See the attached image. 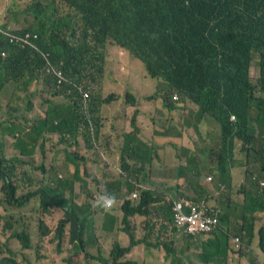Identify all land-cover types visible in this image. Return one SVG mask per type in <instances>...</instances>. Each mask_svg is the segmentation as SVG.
I'll return each mask as SVG.
<instances>
[{
    "label": "trees",
    "instance_id": "1",
    "mask_svg": "<svg viewBox=\"0 0 264 264\" xmlns=\"http://www.w3.org/2000/svg\"><path fill=\"white\" fill-rule=\"evenodd\" d=\"M26 31L39 34L33 44L10 41L12 35ZM134 60L138 65L143 62L147 79L156 80L157 89L148 99L161 97L165 116L182 112L180 118L184 117L182 110L188 109L187 100L198 107L184 117V122L180 119L177 123L189 129L190 140L168 122L157 132L169 137L166 139H170L174 156L188 164L177 167L175 181H158L151 175L155 160L161 159L158 150H166L168 142L156 143L138 134V104L148 92L142 91L145 85L141 78L134 75L133 85L126 78H118L122 92L106 82L117 62ZM46 62L62 69L75 83L71 85L72 92L57 89L55 81L44 72ZM254 65L260 71L256 81L251 77ZM41 77L49 80L54 95H64V104L54 105L28 128L20 120L21 112L26 119L25 108H32V101L26 98L36 93L29 89ZM146 86L153 89L150 80ZM0 96L6 102L0 124V131L4 127L0 134V205L22 207L38 198L41 236L54 233L58 248L67 242L75 256L84 257L82 263L71 256L56 257L52 264H140L126 257L138 244L131 231L138 218L139 224H155L151 233L159 227L160 233L169 237L161 245L151 246L165 249L167 257H176L173 239L179 232L173 206L179 199L185 201L186 207L203 199H219L218 226L201 235L207 237L221 229L227 233L223 246L209 239L208 248H218L224 254L231 245L232 231L237 251L242 249L243 240L246 245L252 240V226L245 224L253 223L247 214L264 210V186L260 184L264 179V0H0ZM110 103L115 110L111 118L106 110ZM129 107L135 109L132 115ZM232 115L236 120L231 119ZM39 119L42 121L37 122ZM126 124L133 130H127ZM216 126L221 130L219 148L213 138L208 140ZM52 132L60 134L61 143L72 146L80 143V137L92 147L100 138V143L115 138L120 153L116 173L99 168L101 180L72 167L74 173L66 177L55 172L51 178L47 170L43 178L31 179L25 168L29 162L23 156H32L40 142L46 141L47 133ZM192 133H198L199 138ZM9 139L20 155L7 157L5 145ZM199 140L205 142L201 148ZM238 142L245 162L252 158L259 166L257 171L246 173L248 183L240 199L232 197L229 175ZM74 158L81 156L66 149L65 164ZM204 164L209 173L219 171L222 182L217 185L226 184V189L217 187L221 195L201 179ZM91 184L99 186L104 197L120 200L121 216L114 214L113 208L106 209L104 228L130 235L129 245L115 241L109 256L103 246L97 251L87 248L86 238L95 233V208L89 202L95 190ZM134 192L138 198L133 197ZM57 215V226L51 229L44 218ZM228 224L233 227H226ZM12 226L9 220L7 227ZM259 237L258 247L264 252V226ZM10 238L18 239L24 250L33 248L31 233L24 225ZM41 244L42 240L38 249ZM37 258L42 261L39 264H44L51 254L42 252ZM171 259L172 264H181ZM0 264H21L8 239L0 238Z\"/></svg>",
    "mask_w": 264,
    "mask_h": 264
},
{
    "label": "crops",
    "instance_id": "2",
    "mask_svg": "<svg viewBox=\"0 0 264 264\" xmlns=\"http://www.w3.org/2000/svg\"><path fill=\"white\" fill-rule=\"evenodd\" d=\"M254 73H256V76H254ZM251 74L252 77L257 79L256 77L259 76V71L258 68L253 66L251 68ZM33 89H38V92L44 96H51L50 93H48L47 90L52 89L43 78H40L39 80L35 81L33 85L30 87L29 92ZM37 92V93H38ZM36 93V94H37ZM20 94L23 96L24 93L20 92ZM52 97H60L56 98V100H62L63 97L61 95H55ZM49 99H46L45 101H40L36 103L35 101L32 100V108L27 109L25 108V116L26 119L22 116L23 112H21V117L20 120L21 122L28 126V128L32 127L35 122L37 117L39 116H44L46 113H48L50 110H48V101ZM0 104L2 107L0 108V124L3 123V113L6 111V102L5 100L0 96ZM186 104L188 107L190 106L192 110L197 109V105L194 104L191 101H186ZM24 106V103H22ZM183 111V110H182ZM164 113L163 120L165 122H168L172 127L175 128L177 126V123L180 121L184 122V117L180 118L178 121H175V116L179 115L181 117V113L175 112L174 116L171 114H167L165 116V111H161ZM162 115V114H161ZM113 115H109V118H111ZM170 117V119L168 118ZM42 121V119L37 120V122ZM153 122V121H152ZM155 123V122H154ZM157 124V123H155ZM164 123H163V129H164ZM4 128V127H3ZM3 128L0 131V134L3 130ZM127 130H132L133 128L131 127L130 124H126ZM140 128V126H139ZM162 129V130H163ZM177 129H180L184 132V135L187 140H190L187 138L189 129L182 128L181 126H177ZM220 130L218 126H216L212 133L208 135V140L209 139H215L217 138L219 142V134L218 136L215 135L216 130ZM218 130V131H219ZM141 129L139 130V132ZM187 131V132H186ZM138 132V134H139ZM155 132V131H154ZM159 132V130L156 131V133ZM158 134V133H157ZM47 139L45 142H40L39 146L36 148V152L32 156H23V158L28 161L25 165V168L29 171L31 179H41L43 178V173H45L47 170L51 171V178L55 176V172L58 173L60 176L63 174L65 177L67 175L66 169L65 168H57L58 164H62L65 166V159H66V148L67 144L61 143L60 141V134L58 132H52V133H47L46 135ZM162 136V135H161ZM164 138H169L166 136H162ZM102 138L99 139V142L92 147L90 144H87L86 140L83 137H80V143L78 145H74L73 148H75V151H81L80 156L83 162L87 160V168H85L81 173H84L86 170L88 173H90L92 176H97L100 178V172H98L99 168H104L102 165V160L103 157L99 155V151L103 152L106 156L110 157L114 154H117L116 158L113 159H107V162L110 163L114 173H116L117 165L116 161L118 159V164H119V157L120 153L118 151V142L115 141V138H110V139H103L106 141V143H100ZM113 141V142H112ZM111 142V143H110ZM101 144V145H99ZM205 142H202L200 145H204ZM207 144V143H206ZM168 146V144H167ZM201 146V147H202ZM241 146V142L237 143V149L235 150V155L233 154L231 158V162L229 164V175L231 176L230 179V185L232 189V197L233 198H241L244 197L245 195L241 194L245 187L244 184L248 183V177L246 173H252L254 171H257L259 169V166L255 165L252 159H249L245 162V154L244 153H239V148ZM161 148V147H159ZM166 150L161 151L159 149V154L161 159H156L154 162V166L151 170V175L154 180L158 181H163V180H176V173H177V167L183 168L185 166H188L186 162H181L177 158L174 157L172 153V149L170 146L165 148ZM5 151L7 154V157H12V156H18L20 155V151L15 147V144L12 143V140L9 139V141L5 145ZM102 155V154H101ZM243 159V161H242ZM32 160V161H30ZM97 163L99 164L96 169L93 168L92 163ZM181 162V163H180ZM86 166V163H84ZM215 162L212 164V168H215L214 166ZM30 166V167H29ZM41 166H44L45 168L42 169ZM56 167V171H55ZM107 169V168H106ZM160 171L165 172L167 175H160ZM187 172V171H186ZM219 171L216 169L213 173H209V170L207 169V164H204V168L201 172V179L210 183L211 186L217 191L218 188H225L226 189V184L222 183L217 185L218 181L222 182L221 178L218 177ZM63 176V177H64ZM212 176V181H207V177ZM103 178H101L102 180ZM93 187L95 190L94 197L89 200V202L94 204L95 208V215H94V220L93 224L95 226V239L97 240V248L102 245H106V243L109 241V239H113L114 241H119L122 245H125V243L128 242V234L124 231H119L117 229H106L104 228L105 226V212L107 211L103 207V204L101 203V192H99V186L94 187L92 184L90 185ZM100 186L103 187L102 182L100 183ZM221 195V194H220ZM104 200V199H103ZM120 201V200H119ZM120 210L117 208L114 209V214L119 215ZM249 215V221L253 224H245L248 227H251L250 230H252L253 237L252 240L248 242L246 245L245 241L243 240V247L240 250L235 249V245L233 244V240L236 236H234V231L233 233L230 234V243L231 245L228 246L225 249V253L221 254L218 252V248L215 251L216 255H212L211 262L206 258V253L205 251H196L195 255V250L198 248V246L195 247H189L192 246L189 242V239H193L199 243L200 245H203L204 242L210 240H218L221 245L223 246L224 242V234L227 233L226 231H223L221 229L220 231L215 232L214 234L207 236V237H192V236H181L177 235L174 237V247H175V255H177L181 259V264H264V252L261 251L258 247V242H259V230L261 227L264 226V210L260 211H255L254 213H248ZM251 215L255 216L252 217ZM99 219V220H98ZM155 224H137L136 227H133V231L136 234V239L139 241L138 245H135L132 250L127 254L128 259L136 260V261H149L151 264L154 262V258L152 254H155L158 258H161V260H170L172 262V259L170 256H166V250L159 249V248H154L153 245L151 244H157L162 241H166L169 237L168 235L161 234L159 231V227L154 229V232L151 233L150 231L154 227ZM238 227H240V224H237ZM226 227H233V224H228ZM209 237V238H208ZM176 244H182L184 248L186 249L185 253L180 254V250L177 249ZM89 246L87 245V248ZM195 248V249H192ZM202 252V256H198ZM52 257V256H51Z\"/></svg>",
    "mask_w": 264,
    "mask_h": 264
},
{
    "label": "rangeland",
    "instance_id": "3",
    "mask_svg": "<svg viewBox=\"0 0 264 264\" xmlns=\"http://www.w3.org/2000/svg\"><path fill=\"white\" fill-rule=\"evenodd\" d=\"M135 62H137V61L134 60V61H128V62H117V64L114 66V68L113 67L111 68V75L106 82L108 84H110L112 89L116 90L117 92H122L123 87H122V85H120V82L117 80L118 78H120V79L126 78V80H128L130 82V84L133 85V84H135L134 75L137 77H140L142 86L145 85V88H143L142 91H145V92L148 91V92L145 94V96L141 99V101L138 104V108L140 109V114L138 115L136 122H137V125H139L140 129H141V131L139 132V136L142 139H146V140L155 139L156 143L168 142V146L171 147V145L169 144L170 139H166V138H164L161 135L156 133L157 130H162L163 129V123H166L165 120H163L164 113L161 112V111H163L162 104H161L162 99H161V97H159L157 100L148 99V96H150L157 89L156 88L157 87L156 80L151 79L149 76H148L149 78L147 79V75H145L146 70H145V66H144L143 62L138 61L141 65H138ZM120 68H122V70ZM254 76H256V73H254ZM256 78L258 79V77H256ZM252 79L255 80L254 77H252ZM148 80L151 81V83L153 85V89L149 90V87L146 86V82ZM150 87H152V86L150 85ZM31 91L37 93L38 89H33ZM47 91H48V93H50L51 96H44V95L40 94L39 92L37 94L36 93H30V94L27 93L29 95L27 96L26 99L27 100L30 99L31 101L33 100L36 103H38L40 101H45L46 99H49L47 101L48 106H49L48 109H52V107L54 105L64 104V102L62 100H56V98L58 99L60 97H52V96H55L54 95V91H55L54 89H50ZM176 99H177V97H174V100H176ZM113 107H114V105L110 103V106L107 107V109H106L107 112H110L111 115H113L115 113L114 112L115 110ZM187 107H188V105H187ZM134 110H135L134 107H129L128 113L130 115H132ZM191 110L192 109L190 106L188 107L187 110H183V116L186 118L189 117ZM168 118L170 119L169 116H168ZM179 119H180V116L176 115L175 121H178ZM154 122L157 124H155ZM175 130H177V126H175ZM218 130L215 131V135L218 136V134H219V142H218L217 138L214 139L216 148H219L221 146V141H222L221 130H219V131ZM192 136L199 138L198 133H192ZM187 138H189V137L187 136ZM102 143H106V141L102 140ZM201 143H202L201 140H199V148H201V146H202V145H200ZM73 146H72V144L67 145L66 149H69L70 151L76 150L75 148H73ZM171 149H172V153L174 155L173 148L171 147ZM161 151H163V148L161 149ZM158 152H159V150H158ZM78 153H81V151H78ZM101 154L103 157V160H102L103 167L109 169L110 171H112L114 173L110 163L107 162V159L116 158L117 154H114L110 157L106 156L103 152H101ZM175 158H177V157H175ZM179 161H181V160H179ZM84 163H86V166H84L85 165ZM87 163H88L87 160H85L83 162V160H81V159L74 158V159H72V161L70 160L68 165L63 166L62 164H58L57 168H65L66 172L68 174H73L74 172L72 173V171H71L72 167H76V169L81 168V172H82L85 168H87ZM98 165L99 164H97L95 162L92 163V166L94 169H96V167H98ZM116 165H117V168H115V169H118V165H119L118 159L116 161ZM55 169H56V167H55ZM159 174L160 175H167L163 171H160ZM117 175L121 176L120 174H117ZM61 176H64V175L62 174ZM99 176H100V178H103V176L101 174ZM194 180L195 179H193V181ZM0 187H1V182H0ZM161 191L165 192V190H162V189H161ZM101 196L104 199V206L105 207L107 206L108 209L109 208L115 209L118 207V209L120 210V208H119L120 202L114 201L111 199L112 204L107 205L108 202L106 200L109 196L104 197L102 194H101ZM177 201H184V200L179 199ZM211 203L217 205L221 209V207L216 202L214 203L211 201ZM39 205H40V203H39L38 198L31 200L28 204H26L25 206H22V207L9 208L6 204L0 205V214H2V217H0V238L2 240H7V239L9 240L11 248L16 252V258L18 259V261L21 264H39V263H42V261L37 258V255L41 254L42 252L43 253L47 252V253L51 254L52 257L50 259H48L47 261H45L44 264H52L53 258H56V257L62 258L64 256H71L75 262H81V263L84 262V257L83 256H75L73 254L71 246L68 245L67 242H64L63 245L59 247L60 248L59 249L57 246L59 243V240L53 241L54 233L49 234V236H46V237L41 236V233L39 230V224H40ZM121 214H122V211L120 210L119 215L121 216ZM9 220H11L13 222V226L11 228L7 227ZM140 220H141L140 218L136 219L137 224H139ZM58 221H59L58 215L54 218H51L49 216H46L44 218L45 224L47 226H49L51 229L56 228ZM22 224L29 229V232L31 233V237H32L33 248H29L27 250H24L22 248V245L18 239L10 238L12 233H14L16 230H21L23 228ZM198 237H201V236L198 235ZM41 240H42L43 244H41L39 249H38L37 244ZM213 241H215V240H213ZM86 242H87V245L90 246L92 250H94V251L98 250L97 244H96L97 240L95 239L94 233H92L89 237L86 238ZM129 242H128V244H129ZM189 242L194 247L198 246V248L195 250V255H197L196 251H199V250L207 252V257L210 259H212L211 258L212 255L213 256L216 255L215 251H214V250H216V248L215 247H212L211 249L208 248V246H209L208 241L203 243V245H200L193 238V239H189ZM113 243H116V242L113 239H109V241L106 243V245H102L105 254H107L106 256L110 255L109 253L112 249ZM176 246H177V249L181 251L180 254L185 253V251H186V249L184 248L185 244L184 245L176 244ZM192 249H195V248H192ZM152 256L154 258V262L152 264H172V262L170 260H161V258H158L155 254H152ZM198 256L201 257L202 252ZM171 257L173 259H176L177 261H181V259L179 257L176 258L173 255ZM140 264H151V263L149 261L145 260V261H140Z\"/></svg>",
    "mask_w": 264,
    "mask_h": 264
},
{
    "label": "built area",
    "instance_id": "4",
    "mask_svg": "<svg viewBox=\"0 0 264 264\" xmlns=\"http://www.w3.org/2000/svg\"><path fill=\"white\" fill-rule=\"evenodd\" d=\"M15 39L24 43H31V34L13 35L11 41ZM58 74L62 78L61 73ZM85 95L88 96L87 93H84V96ZM233 118H235V116H233ZM261 184L264 185V181H262ZM173 211L175 225L178 227L179 231L187 234L210 232L218 222V210L205 199L192 203L188 207H186L184 201H175ZM236 240H238V238Z\"/></svg>",
    "mask_w": 264,
    "mask_h": 264
},
{
    "label": "clouds",
    "instance_id": "5",
    "mask_svg": "<svg viewBox=\"0 0 264 264\" xmlns=\"http://www.w3.org/2000/svg\"><path fill=\"white\" fill-rule=\"evenodd\" d=\"M7 34H10L11 32H6ZM21 33H23V35H26L27 33H30L31 34V41H32V44H33V40H35V39H37L38 37H39V34L38 33H34V32H31V31H26V32H21ZM13 36V35H12ZM10 41H11V38H10ZM11 42H14V41H11ZM18 43H23V44H27V43H24V42H22V41H18ZM3 55H5L4 53H3ZM255 66V65H254ZM253 67V66H252ZM251 67V68H252ZM255 67H257L258 68V71H259V67L256 65ZM44 72L47 74V75H49L54 81H55V84H56V87H57V89H64V90H67V92H72L73 90H72V86H74L75 85V83L74 82H72L70 79H69V77L66 75V73L62 70V69H58V68H56L54 65H52L51 64V62H46V65H45V69H44ZM58 73H61V75H62V78L59 76V74ZM259 74H260V71H259ZM251 77H252V74H251ZM259 77V76H258ZM41 78H43L45 81H46V83L51 87V85L49 84V80L48 79H46V78H44V77H41ZM254 81H256V80H254ZM72 85V86H71ZM52 88V87H51ZM53 89V88H52ZM84 93H86V92H84ZM59 95H61V96H64V95H62V94H59ZM174 97H177V99H178V96L177 95H174ZM174 99V98H173ZM176 99V100H177ZM166 111H167V109H166ZM172 116H174V113L173 114H171ZM233 116H235V115H232V117H231V119L232 120H236V116H235V118H233ZM131 127H132V125H131ZM133 128V127H132ZM133 130V129H132ZM99 153V155L102 157V155H101V151H99L98 152ZM252 159V158H251ZM61 177V176H60ZM212 176H208L207 177V181H212ZM262 181H264V179H262L261 180V182H260V184L262 183ZM261 186H264V185H262L261 184ZM215 193L216 194H220V191H216L215 190ZM135 194H136V196H135ZM133 197H135V198H138V193L137 192H134L133 193ZM110 197H108L107 198V202H108V204L107 205H111L112 204V201H111V199L112 198H110ZM112 200H114V201H118L119 202V199H112ZM206 200V199H205ZM214 208H216L217 210H218V212H217V217H218V213L220 212V208L217 206V205H215V204H213V203H211V201L212 202H216L218 205H219V199H217V200H207ZM198 202V201H197ZM101 203L103 204V207H105L104 206V200H103V198L101 199ZM195 203V202H194ZM192 204V203H191ZM102 207V208H103ZM105 209H108L107 208V206L105 207ZM248 213H250V212H248ZM248 215V217H249V215L250 214H247ZM252 217H253V215H251ZM218 226V222H217V224H216V226L214 227V229L212 230V231H210V232H205L206 234H209V233H211V232H213L214 230H215V228ZM177 227V226H176ZM177 230H178V232H179V235H181V236H192V237H197L198 235H200V236H202L201 234H187V233H183V232H181V231H179V229H178V227H177ZM131 231H132V233L134 234V236H135V240L138 242V244H139V241L136 239V234H135V232L133 231V228L131 229ZM129 235V234H128ZM177 236V235H176ZM175 236V237H176ZM44 237H46V236H44ZM130 241V235L128 236V242ZM128 242H127V244H128ZM163 242V241H162ZM162 242H161V244H162ZM130 243V242H129ZM137 244V245H138ZM158 245H161L160 243H157ZM38 245V244H37ZM69 245V244H68ZM129 245V244H128ZM71 246V245H70ZM173 247H174V242H173ZM189 247H194V246H189ZM71 248H72V246H71ZM155 248H157V247H155ZM238 248V246H235V249H237ZM159 249H161V248H159ZM174 249H175V247H174ZM132 250V249H131ZM130 250V251H131ZM165 250V249H164ZM78 256H80V255H78ZM176 258H178V256L176 255ZM177 261V260H176ZM172 262H173V260H172ZM210 262H211V260H210Z\"/></svg>",
    "mask_w": 264,
    "mask_h": 264
},
{
    "label": "water",
    "instance_id": "6",
    "mask_svg": "<svg viewBox=\"0 0 264 264\" xmlns=\"http://www.w3.org/2000/svg\"><path fill=\"white\" fill-rule=\"evenodd\" d=\"M1 164H2V159H1V154H0V175L2 174Z\"/></svg>",
    "mask_w": 264,
    "mask_h": 264
}]
</instances>
